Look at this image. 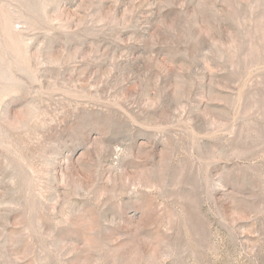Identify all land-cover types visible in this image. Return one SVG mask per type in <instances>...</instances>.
Wrapping results in <instances>:
<instances>
[{
	"label": "rangeland",
	"instance_id": "obj_1",
	"mask_svg": "<svg viewBox=\"0 0 264 264\" xmlns=\"http://www.w3.org/2000/svg\"><path fill=\"white\" fill-rule=\"evenodd\" d=\"M0 264H264V0H0Z\"/></svg>",
	"mask_w": 264,
	"mask_h": 264
}]
</instances>
